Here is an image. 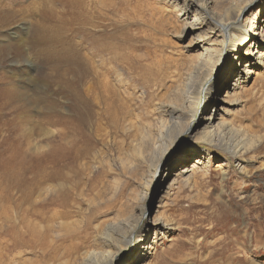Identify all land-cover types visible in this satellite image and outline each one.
Returning <instances> with one entry per match:
<instances>
[{
    "label": "rangeland",
    "instance_id": "obj_1",
    "mask_svg": "<svg viewBox=\"0 0 264 264\" xmlns=\"http://www.w3.org/2000/svg\"><path fill=\"white\" fill-rule=\"evenodd\" d=\"M111 1L114 5L108 11L100 0L99 5L95 0H3L2 5L11 6L15 15L0 22V36L7 31L1 29L4 25H11L7 29L14 27L12 30L28 25L30 30L40 28L46 42L29 45L33 66L24 60L16 63L15 54L9 56L5 51L8 43L0 41V214L12 216L13 192L18 187L64 185L71 187L73 200L79 191L74 189L84 188L87 198L102 199L88 205L98 220L122 208L137 214L143 211L147 224L159 215L170 221L166 237L159 239L140 264H264V74L250 75L240 106L222 116L214 107L223 105L225 92L236 80H225L218 67L204 80L201 112L192 124L198 131L205 125V117L216 114V122L224 118L234 127L235 145L245 143L241 129L262 134L243 156L245 170L231 152L201 143L188 130L165 141L167 137L159 134L156 98L166 91L156 87L157 81L150 76L159 74L164 86L187 79L185 67L194 60V53L183 47L190 43L191 31L185 30L186 25L170 31L163 24V15L177 20L171 5L163 0ZM79 35L82 41L77 42ZM59 36L68 41L63 45L50 42ZM82 46H92L95 51L102 47L104 57L111 55L117 61L116 69L126 81L122 88L130 92L122 95L127 111H110V115L104 106H93L94 114H86L84 123L74 119L63 93L65 68L69 76L74 66L58 61L57 53L64 47L76 51ZM53 49L56 58L50 55ZM157 60H161L160 72L151 65ZM129 61L134 65L131 70L125 68ZM148 65L149 75L144 73ZM24 69L28 75L26 71L16 75L15 71ZM244 69L242 66L241 73L246 76ZM22 74L25 76H18ZM31 75L41 81L40 93L34 83L27 82ZM8 77L16 79L18 89ZM198 81L192 80L189 90L199 88ZM22 84L32 95L27 100L20 95ZM209 86L214 100L204 106ZM226 134L227 130L224 137ZM191 151L208 152L204 154L209 162L184 182L182 170L194 160L186 164L178 160ZM51 173L57 178L49 180ZM80 201L85 210L87 202ZM3 203L9 206L3 207ZM131 242L121 254L124 261L140 254L136 240Z\"/></svg>",
    "mask_w": 264,
    "mask_h": 264
},
{
    "label": "bare ground",
    "instance_id": "obj_2",
    "mask_svg": "<svg viewBox=\"0 0 264 264\" xmlns=\"http://www.w3.org/2000/svg\"><path fill=\"white\" fill-rule=\"evenodd\" d=\"M95 1L98 5L101 2L102 7L108 8V11L114 5L111 0ZM163 1L171 5V14H175L177 18L174 20L172 16H168L169 14L167 17L161 10L165 18L163 24L166 27L170 26L168 28L170 31L182 30L183 25H186L185 30L191 31L190 43L185 44L183 50L194 53L191 55L194 60L189 61L185 67L186 80H175L174 84L164 86L165 81L159 78V74L153 73L150 76L152 80L157 81L156 87L165 88L163 91H166L156 98L158 103L156 109L159 111L160 118L158 121L162 128L159 134L165 135L167 137L165 141L170 142L184 130L192 134L196 133L197 140L201 143L231 152L235 158L239 159L237 160L239 168L245 170L246 163L243 156L251 146L259 142L262 134L258 135L249 129H241L246 139L245 143L235 145L232 142L234 127L223 117L218 122L214 116L216 114L205 117L206 123L198 131H194L192 124L201 112L199 107L205 88L204 80L209 79L211 72L218 67L221 66V74L225 80H236L232 88L229 87L225 92L223 105L214 107L215 112L221 113L222 116H226L234 106L240 104L241 95L247 92L250 75L264 74V0ZM2 2L3 0H0V22H5L15 13H11V6H3ZM10 26L4 25L1 28L7 30L3 36H0L2 43H8L5 51L9 56L15 54L12 58L18 64L23 60L33 64V56L28 52V47L33 43L46 42L45 37L42 36L43 31L37 27L30 30L28 25H20L22 29L9 28L14 31L12 32L7 29ZM62 27L60 26L61 30ZM10 33L16 38H11ZM67 41V38L61 36L50 39V42L61 43V45ZM80 41H82L81 35L77 36V42ZM72 46L75 45L72 44ZM92 46L78 47L76 51L72 47H64L63 51L57 53L58 61L71 62L74 66V72L71 70L72 75L69 74V76L65 68L63 93L66 103L69 102L72 107L74 119L79 124L84 123L86 114H94L93 106H104V111L110 115V111L116 114L119 111H127L128 108L122 95H130V92L122 88V85L126 86V81L122 78V72L116 69L117 61L111 55L104 57L103 52L101 53L102 47L95 51ZM107 47L110 46L107 45ZM103 48L106 50L105 47ZM53 51L54 49L50 55L56 58ZM0 52L2 53L3 50L0 49ZM122 62L124 64L125 59ZM132 63L133 61L127 62L125 68L131 70V66H134ZM151 65L157 72L161 71V60L151 62ZM242 66H245L246 76L241 73ZM148 67L149 65L144 68V73L146 71L147 75H149ZM25 71L27 73L26 69L17 70L15 73L21 74ZM188 71L193 75H190ZM7 79L18 89L15 85L16 79L11 77ZM194 79H199L200 87L193 88L195 90L192 91L189 87ZM21 81L18 80V82ZM27 82L34 83L37 92L42 89L41 81H37L33 75ZM21 86L24 87V90L21 88L19 90L22 99L27 100L32 97L29 88L25 87L27 85ZM209 88L208 101H204V106L210 105L214 100V97L210 95L212 87L209 86ZM71 100H73L72 103H70ZM226 130L227 134L224 137ZM247 142L249 145L245 146ZM204 153L208 152L191 151L178 160L184 164L194 160L191 167H185L182 170L184 182L189 181L198 172L201 164L209 162L206 161ZM182 154L183 152L180 153ZM48 178L53 180L57 178V175L51 173ZM70 188L59 184H38L28 188H15L13 192L15 198L12 201V207L10 206L12 216L3 217L0 214V264H140L157 247L159 239L166 237L168 233V227L171 224L166 217L159 215L151 224H147L148 222L142 219L143 211L137 214L128 210L126 212L121 208L111 214L112 216L98 220L94 218L88 205H96L102 199L94 202L95 198H87L84 188L76 187L74 191H79L73 200ZM80 200L87 202L85 210H82L83 202ZM2 201L7 202L5 199ZM7 205L3 203V207ZM132 240H136L140 254L124 261L121 254L129 247Z\"/></svg>",
    "mask_w": 264,
    "mask_h": 264
}]
</instances>
